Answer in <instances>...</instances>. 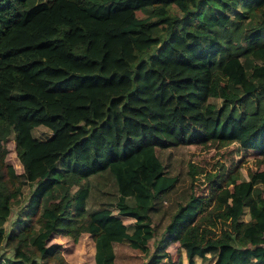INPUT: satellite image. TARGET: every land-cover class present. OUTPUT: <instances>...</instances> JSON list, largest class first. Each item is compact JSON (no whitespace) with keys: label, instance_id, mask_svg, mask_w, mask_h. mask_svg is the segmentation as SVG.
Masks as SVG:
<instances>
[{"label":"trees","instance_id":"1","mask_svg":"<svg viewBox=\"0 0 264 264\" xmlns=\"http://www.w3.org/2000/svg\"><path fill=\"white\" fill-rule=\"evenodd\" d=\"M12 134L22 175L6 159ZM211 139L260 156L207 210L191 191L150 252L151 212L177 181L157 148ZM102 173L117 198L89 211ZM24 181L26 221L0 264H74L50 243L68 232L92 235L95 264H116V242L145 264H184L174 242L187 264H264V0H0V245Z\"/></svg>","mask_w":264,"mask_h":264},{"label":"rangeland","instance_id":"2","mask_svg":"<svg viewBox=\"0 0 264 264\" xmlns=\"http://www.w3.org/2000/svg\"><path fill=\"white\" fill-rule=\"evenodd\" d=\"M172 9L173 12H177L176 8ZM236 10H232L231 13L233 14ZM35 133L44 138L51 134V130L45 126H39ZM7 147V161L12 163L16 171L22 175L24 166L16 150L14 134L9 137ZM157 154L163 163L164 171L176 176L177 181L174 189L164 195L162 200H158L151 212L155 237L149 242L150 252L155 250L156 243L164 237L166 225L178 203L183 202L191 191L204 199L199 206L200 210H207L213 203L216 192L227 184L229 175L237 168H241V171L246 173V167L253 165L260 156L257 150L244 149L236 140L224 139H211L203 143L179 144L165 148L158 147ZM88 184L90 185V196L87 200L89 211L115 202L118 190L112 175L98 174L91 177ZM34 188V183L24 181L21 192L13 202L10 216L4 224L6 236L0 245V257L13 255L15 242L8 240V237L10 233L21 229L26 221V212L29 209L28 204ZM111 207L114 212L117 211L113 204ZM243 218L247 220L250 218L247 210ZM125 220L126 222L133 221L130 217H125ZM50 243L61 245L62 255L67 261L74 264H95V243L89 232H82L78 238H75L72 232L57 234L50 239ZM114 248L116 264H145L150 257L126 242H116ZM167 250L174 261L188 263L186 253L179 242L170 244ZM210 260V256L207 260L196 257L197 264H208ZM39 261L40 264H55V262L45 263L41 258Z\"/></svg>","mask_w":264,"mask_h":264}]
</instances>
